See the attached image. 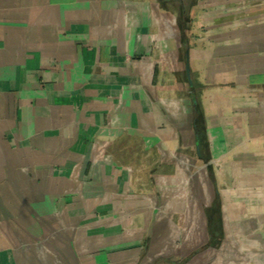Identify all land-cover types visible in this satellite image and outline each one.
I'll return each instance as SVG.
<instances>
[{"label": "crops", "instance_id": "1", "mask_svg": "<svg viewBox=\"0 0 264 264\" xmlns=\"http://www.w3.org/2000/svg\"><path fill=\"white\" fill-rule=\"evenodd\" d=\"M228 261L264 264V0H0V264Z\"/></svg>", "mask_w": 264, "mask_h": 264}, {"label": "rangeland", "instance_id": "2", "mask_svg": "<svg viewBox=\"0 0 264 264\" xmlns=\"http://www.w3.org/2000/svg\"><path fill=\"white\" fill-rule=\"evenodd\" d=\"M238 206L239 205H234V207H236V209L234 210V209H232L233 211H235V214L236 213H238L239 212V209H238ZM242 228L241 226H238V228ZM241 230V229H240ZM239 233V232H238ZM246 239H249L248 237L246 238V236L245 237H241L240 235H232L230 238H229V240H230V244L231 245H233L234 247L236 246V247H238V248H243L245 245H244V243L246 242L245 240ZM232 246V247H233ZM246 253V252H245ZM244 252L242 253V255L245 257V262H246V260H248V262H249V259H247L248 257H246L247 255L245 254ZM241 254V253H240ZM243 260V259H242Z\"/></svg>", "mask_w": 264, "mask_h": 264}, {"label": "built area", "instance_id": "3", "mask_svg": "<svg viewBox=\"0 0 264 264\" xmlns=\"http://www.w3.org/2000/svg\"><path fill=\"white\" fill-rule=\"evenodd\" d=\"M240 249V251L243 253V252H247V250H248V247H243V248H239ZM243 262H245V259H243L242 260V263ZM224 264H236V262H234V261H228V262H225Z\"/></svg>", "mask_w": 264, "mask_h": 264}, {"label": "water", "instance_id": "4", "mask_svg": "<svg viewBox=\"0 0 264 264\" xmlns=\"http://www.w3.org/2000/svg\"><path fill=\"white\" fill-rule=\"evenodd\" d=\"M187 72L190 75V63H189V55L187 57Z\"/></svg>", "mask_w": 264, "mask_h": 264}, {"label": "bare ground", "instance_id": "5", "mask_svg": "<svg viewBox=\"0 0 264 264\" xmlns=\"http://www.w3.org/2000/svg\"><path fill=\"white\" fill-rule=\"evenodd\" d=\"M256 214V213H255Z\"/></svg>", "mask_w": 264, "mask_h": 264}]
</instances>
